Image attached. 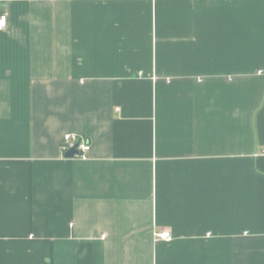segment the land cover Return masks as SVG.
I'll list each match as a JSON object with an SVG mask.
<instances>
[{"label":"crops","instance_id":"obj_1","mask_svg":"<svg viewBox=\"0 0 264 264\" xmlns=\"http://www.w3.org/2000/svg\"><path fill=\"white\" fill-rule=\"evenodd\" d=\"M0 16V264H264V0Z\"/></svg>","mask_w":264,"mask_h":264},{"label":"built area","instance_id":"obj_2","mask_svg":"<svg viewBox=\"0 0 264 264\" xmlns=\"http://www.w3.org/2000/svg\"><path fill=\"white\" fill-rule=\"evenodd\" d=\"M5 22H6V17L0 16V30L4 28ZM75 145H76V149L80 152V155H77V157H80L82 160H86V156L84 154L89 151L90 146L74 135L64 136L63 149L65 151H67L68 149L72 148ZM261 153L264 154V147L262 148ZM170 240H172V237L167 232H159L154 234V241H170Z\"/></svg>","mask_w":264,"mask_h":264},{"label":"water","instance_id":"obj_3","mask_svg":"<svg viewBox=\"0 0 264 264\" xmlns=\"http://www.w3.org/2000/svg\"><path fill=\"white\" fill-rule=\"evenodd\" d=\"M77 155H80V152L76 149V145L73 146L72 148L68 149L66 152H65V157L66 158H73Z\"/></svg>","mask_w":264,"mask_h":264}]
</instances>
